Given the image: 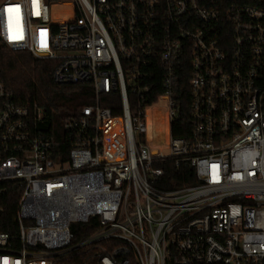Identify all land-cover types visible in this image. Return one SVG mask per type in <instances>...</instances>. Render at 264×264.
Masks as SVG:
<instances>
[{
    "label": "built area",
    "instance_id": "obj_1",
    "mask_svg": "<svg viewBox=\"0 0 264 264\" xmlns=\"http://www.w3.org/2000/svg\"><path fill=\"white\" fill-rule=\"evenodd\" d=\"M0 40L56 60L55 83L93 92L65 122L61 159L43 107L0 78V197L21 191L0 264H264V0H0ZM185 57L192 129L175 137ZM115 93L118 114L101 104ZM156 105L165 149L148 136ZM171 159L198 183L157 187ZM91 218L96 230L76 239L72 225Z\"/></svg>",
    "mask_w": 264,
    "mask_h": 264
},
{
    "label": "trees",
    "instance_id": "obj_2",
    "mask_svg": "<svg viewBox=\"0 0 264 264\" xmlns=\"http://www.w3.org/2000/svg\"><path fill=\"white\" fill-rule=\"evenodd\" d=\"M57 65L54 59H37L29 51H14L0 40V78L4 81L7 89L13 92L18 102L27 100L36 101L43 107L47 120L45 127L54 135L56 148L61 159H66L70 148V133L64 128L66 120L75 117L80 110L92 102L93 92L89 84L64 85L53 81V71ZM177 82L172 90L174 108L177 116L172 120V135L175 137L189 136L192 129L191 100L189 80L191 70L188 58H180L177 66ZM162 88L157 86L149 98V102L156 101ZM101 104L112 109L118 114L121 110L120 95L105 94ZM156 121V120H155ZM153 123V122H152ZM158 123V122H157ZM152 125L149 129V139L154 146L163 148L158 143L167 139L166 118ZM163 133V135H162ZM69 138V139H68ZM67 139V140H66ZM155 142V143H154ZM165 171L163 177L158 178L154 184L162 189L189 186L198 183L194 169L188 163L176 165L174 160L160 162ZM20 189L15 184H8L6 192L0 197V232H7L13 238L18 235L17 207L20 198ZM97 228L95 218L89 223H74L72 229L76 239H82L90 235ZM86 255L66 260L60 264H89ZM131 264H139L131 258Z\"/></svg>",
    "mask_w": 264,
    "mask_h": 264
},
{
    "label": "bare ground",
    "instance_id": "obj_3",
    "mask_svg": "<svg viewBox=\"0 0 264 264\" xmlns=\"http://www.w3.org/2000/svg\"><path fill=\"white\" fill-rule=\"evenodd\" d=\"M159 109H160V107H159V105H156V106H154V107H151V108H149L148 110H147V121H148V136H149V129L151 128V126H152V122H154L152 119H153V114H155L156 116H155V120L158 122V124H159V122H161V121H163V124H165V117H164V114H162V113H159L160 111H159ZM154 126V130L156 131V128H155V125H153ZM167 133H168V131H167ZM167 138H168V134H167ZM150 140V139H149ZM166 143H167V139H166ZM152 144V143H151ZM153 145V144H152ZM154 146V145H153ZM156 147H159V146H156ZM163 149H165V146L163 147Z\"/></svg>",
    "mask_w": 264,
    "mask_h": 264
},
{
    "label": "rangeland",
    "instance_id": "obj_4",
    "mask_svg": "<svg viewBox=\"0 0 264 264\" xmlns=\"http://www.w3.org/2000/svg\"><path fill=\"white\" fill-rule=\"evenodd\" d=\"M161 111H162V110H161ZM159 113H160V112H159ZM153 115H154V116H153V119H152V120H153L154 122L152 123V125H155V124L158 125L157 121H155V119H156L155 116H156V115H155V114H153ZM162 135H163V133H162ZM154 143H155V142H154ZM158 143H160V145H162V146H165V145H164V141H159ZM165 144H166V140H165Z\"/></svg>",
    "mask_w": 264,
    "mask_h": 264
},
{
    "label": "snow or ice",
    "instance_id": "obj_5",
    "mask_svg": "<svg viewBox=\"0 0 264 264\" xmlns=\"http://www.w3.org/2000/svg\"><path fill=\"white\" fill-rule=\"evenodd\" d=\"M17 11H18V9H17Z\"/></svg>",
    "mask_w": 264,
    "mask_h": 264
}]
</instances>
